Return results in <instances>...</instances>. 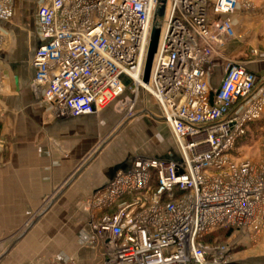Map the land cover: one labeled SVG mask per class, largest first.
Instances as JSON below:
<instances>
[{
  "label": "built area",
  "instance_id": "obj_1",
  "mask_svg": "<svg viewBox=\"0 0 264 264\" xmlns=\"http://www.w3.org/2000/svg\"><path fill=\"white\" fill-rule=\"evenodd\" d=\"M15 0H0V22ZM160 0H42L33 84L56 117L95 114L118 100L131 112L151 95L178 146L175 157L134 156L86 200L103 264H228L240 235L264 230V142L235 158L264 114L257 76L229 60L218 88L207 72L220 36L234 37L238 0H166L149 82L143 70ZM224 17L210 24V15ZM0 33V50L3 44ZM1 58V54H0ZM188 138V142H184ZM234 232L207 241L217 229Z\"/></svg>",
  "mask_w": 264,
  "mask_h": 264
},
{
  "label": "crops",
  "instance_id": "obj_2",
  "mask_svg": "<svg viewBox=\"0 0 264 264\" xmlns=\"http://www.w3.org/2000/svg\"><path fill=\"white\" fill-rule=\"evenodd\" d=\"M41 2L15 0L11 18L0 22L10 42L0 50V214L36 212L60 188L58 206L47 209L10 243L0 264H103V250L91 244L88 210L82 205L84 213L77 214L73 208L108 184L115 170L128 166L135 155L120 161L114 149L99 147L98 116L110 106L95 114L56 117L42 96L43 88L33 84L32 58L43 41L37 21ZM222 17L212 13L210 24ZM229 17L236 34L220 36L207 80L212 89L218 88L224 66L232 60L256 74L258 91L264 88V0H238ZM158 113L156 119H162L159 106ZM167 126L174 147L142 155H177ZM228 264H264V230L253 239L240 235Z\"/></svg>",
  "mask_w": 264,
  "mask_h": 264
},
{
  "label": "rangeland",
  "instance_id": "obj_3",
  "mask_svg": "<svg viewBox=\"0 0 264 264\" xmlns=\"http://www.w3.org/2000/svg\"><path fill=\"white\" fill-rule=\"evenodd\" d=\"M165 1L160 0V6L153 14V23L157 28H163L164 25ZM0 33L4 37L2 46H5V44L6 46L9 45L10 42H6L3 32L0 31ZM2 80L3 76L0 73V82ZM124 102V100L116 101L108 110L98 116L101 121L99 126L101 127L97 128L96 137L98 141L101 140L99 144L101 149H111L112 151L114 149V152L119 156V160L123 161L130 155H154L157 151H168L172 145L174 147V140L167 124L162 119L158 120L155 117L159 114L158 106L151 95L144 91H139L137 102L131 112L129 111V106H123ZM188 140V138H184V142L187 143ZM1 142L3 143L4 141L0 140V146ZM263 142L264 114L247 126L246 134L237 143L235 158L237 160L259 159ZM59 191L60 188H57L36 212L17 214V211L14 210L9 212V214H0L1 254L10 243L17 240L23 232L29 230L35 219H38L41 214H44L53 205L58 206L56 198ZM89 196L85 197L83 203H78L76 205L78 206L77 208H73L75 213L82 214L81 206L83 205L90 214L86 200ZM226 232L225 228L217 230L213 239L221 242L226 241L230 236Z\"/></svg>",
  "mask_w": 264,
  "mask_h": 264
},
{
  "label": "water",
  "instance_id": "obj_4",
  "mask_svg": "<svg viewBox=\"0 0 264 264\" xmlns=\"http://www.w3.org/2000/svg\"><path fill=\"white\" fill-rule=\"evenodd\" d=\"M159 38H160V28H157L153 24L151 34H150V42H149V46H148V50H147L144 70H143V82H145V83L149 82L154 56H155L157 49H158ZM24 233H26V232H24ZM4 254L0 253V259L2 258V256Z\"/></svg>",
  "mask_w": 264,
  "mask_h": 264
},
{
  "label": "trees",
  "instance_id": "obj_5",
  "mask_svg": "<svg viewBox=\"0 0 264 264\" xmlns=\"http://www.w3.org/2000/svg\"><path fill=\"white\" fill-rule=\"evenodd\" d=\"M252 123V122H251ZM241 139H239V141H240ZM238 141V142H239ZM225 229H226V234H229V235H231L233 232H234V229L233 228H230V227H224ZM220 229H222V228H220ZM217 230H219V229H217ZM217 230H215L214 232H212L211 234H209L207 237H206V240L207 241H214L215 239H213V236H215V234H216V231Z\"/></svg>",
  "mask_w": 264,
  "mask_h": 264
}]
</instances>
